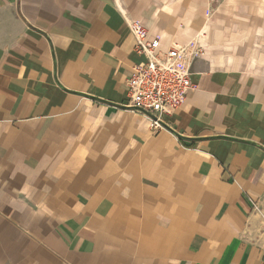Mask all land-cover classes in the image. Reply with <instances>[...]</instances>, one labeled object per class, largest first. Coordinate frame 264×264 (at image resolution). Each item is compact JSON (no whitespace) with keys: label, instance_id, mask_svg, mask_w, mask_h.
Returning <instances> with one entry per match:
<instances>
[{"label":"crops","instance_id":"crops-1","mask_svg":"<svg viewBox=\"0 0 264 264\" xmlns=\"http://www.w3.org/2000/svg\"><path fill=\"white\" fill-rule=\"evenodd\" d=\"M130 19L196 50L158 130ZM0 264H264V0H0Z\"/></svg>","mask_w":264,"mask_h":264},{"label":"built area","instance_id":"built-area-1","mask_svg":"<svg viewBox=\"0 0 264 264\" xmlns=\"http://www.w3.org/2000/svg\"><path fill=\"white\" fill-rule=\"evenodd\" d=\"M127 25L135 39L134 51L143 62L135 65L126 79L125 106L149 116L151 129L158 130L163 128L164 114L172 113L194 90L190 67L196 50L191 43L164 46L138 20L130 19Z\"/></svg>","mask_w":264,"mask_h":264}]
</instances>
